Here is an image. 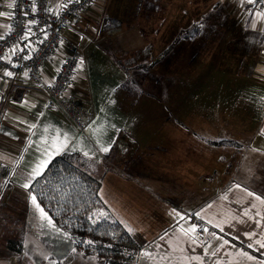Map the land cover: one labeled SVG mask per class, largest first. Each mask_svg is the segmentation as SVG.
<instances>
[{
	"label": "crops",
	"instance_id": "0c3cea01",
	"mask_svg": "<svg viewBox=\"0 0 264 264\" xmlns=\"http://www.w3.org/2000/svg\"><path fill=\"white\" fill-rule=\"evenodd\" d=\"M59 1L51 0V8ZM15 2L0 0V39L13 25ZM148 12L154 15L142 20L152 27L154 57L195 23L199 33L177 40L149 70L133 72L143 92L123 88V70L122 101L112 119L106 120L104 103L91 101L83 133L89 138L65 137L58 155L73 147L90 162L102 179L101 218L139 232L132 233L141 245L137 264H264V8L252 0H156ZM183 15L188 21L175 31L171 19L183 26ZM134 32L140 49L147 32ZM169 38L156 55L155 46ZM71 53L60 46L43 77L51 80ZM6 73L0 67V184L1 174L14 171L26 155L29 166L46 160L42 153L27 154L32 138L26 144L20 135L52 111L26 73ZM75 75L68 94L76 99ZM43 217L28 206L21 255L26 264H105L67 245L55 224L56 232L33 227ZM21 256L5 251L0 264H21L15 260Z\"/></svg>",
	"mask_w": 264,
	"mask_h": 264
},
{
	"label": "rangeland",
	"instance_id": "374dc122",
	"mask_svg": "<svg viewBox=\"0 0 264 264\" xmlns=\"http://www.w3.org/2000/svg\"><path fill=\"white\" fill-rule=\"evenodd\" d=\"M155 3L156 0H103L96 9H93L94 11H89L92 13L88 12L80 19L79 24H74L72 29L67 31V38L64 44H61L62 51L68 53L69 50L72 52L76 50L80 54L81 66L75 75V97H78L76 99L86 107L88 103L92 104L91 101L104 103L107 113V115L105 113L106 120H111V112L119 109L118 103L122 101L119 95L120 83L124 79L123 70L117 67L108 52L117 53L120 50L128 49H133L129 50L133 53L137 51L139 47L134 44L135 30L139 31L141 29L142 33L147 32L148 42H152L154 35L149 34L152 31V27L149 28V25L144 24L142 19L146 16L154 15L152 12H148V6ZM213 14H216L214 10L210 15ZM163 15L164 13H162ZM175 16H179V14ZM175 16L171 19L173 23L171 28L176 31V29L184 27L188 20L183 15L181 18L183 26L177 27L175 25ZM109 19L120 20L122 27L104 30L103 25ZM148 24H151V22ZM169 41L170 38L164 39L163 43L157 44L154 53L158 55L160 51L165 49ZM132 44V47L125 48V45L129 47ZM66 46L69 47L68 50ZM54 111L45 110V117L40 121L39 125L28 127L20 135L21 139L26 141V144L32 138L27 154L31 153L33 154L32 158H35L36 155L42 153L46 155V160L42 157V161L44 160L47 163L38 162L29 166L28 155H26L17 162L14 171L6 175L1 174V179L4 176L5 179L0 184V253L7 251L8 254L7 239L13 235L11 232L13 229L16 228V234L24 231L23 222L28 206L32 207L33 211L37 207L45 216L42 218V224L33 227H37V229L41 227L44 230H48V232H56L53 225H51L55 224L57 226L55 221L41 206L37 198L33 202L32 197L35 195L29 194V187L25 188L24 185H31L37 177L35 171L39 170L42 174L46 170L50 161L55 155H58L59 147L64 143L65 137L69 138L73 134L83 135L85 138L88 136L80 133L64 113L59 110ZM60 130L63 133V138ZM68 151H73V147L69 148ZM42 164L44 166L39 168L38 166ZM99 219V213H95L93 221L96 222ZM130 228L133 231L132 233L136 236L139 235L136 228L133 226H130ZM57 229L61 230L58 226ZM65 243L68 245L69 241L67 240ZM15 260L16 263L20 260L21 264H26L24 255L19 258L15 257Z\"/></svg>",
	"mask_w": 264,
	"mask_h": 264
},
{
	"label": "trees",
	"instance_id": "16d2710c",
	"mask_svg": "<svg viewBox=\"0 0 264 264\" xmlns=\"http://www.w3.org/2000/svg\"><path fill=\"white\" fill-rule=\"evenodd\" d=\"M119 26H122L120 20L109 19L103 29ZM200 27V23H195L180 31L174 43L157 57L153 55V42H148L134 53L121 50L108 52L115 64L127 74L123 88L143 92L133 72L149 70L158 58L168 55L177 40L196 37ZM89 165L90 162L76 152L65 151L56 155L46 170L33 180L28 193L36 196L56 225L65 231L66 242L68 240L83 256L97 257L105 264H137L141 245L121 222L101 216L98 221H93L94 214L99 213L104 204L99 195L102 179L89 169ZM15 229L11 231L13 235L7 239L6 246L8 254L21 256L24 253L23 231L16 234Z\"/></svg>",
	"mask_w": 264,
	"mask_h": 264
},
{
	"label": "built area",
	"instance_id": "2783aa9c",
	"mask_svg": "<svg viewBox=\"0 0 264 264\" xmlns=\"http://www.w3.org/2000/svg\"><path fill=\"white\" fill-rule=\"evenodd\" d=\"M252 1L264 8V0ZM100 2L103 0H60L53 9L51 0H16L13 25L0 39V67L11 73H26L30 83L45 93L47 107L64 113L80 133L87 132L92 114L68 94L81 66L79 52L64 55L51 80L43 77V69L59 50L66 31Z\"/></svg>",
	"mask_w": 264,
	"mask_h": 264
},
{
	"label": "snow or ice",
	"instance_id": "6c2138e0",
	"mask_svg": "<svg viewBox=\"0 0 264 264\" xmlns=\"http://www.w3.org/2000/svg\"><path fill=\"white\" fill-rule=\"evenodd\" d=\"M13 5H9V7H12ZM0 15H4V13H0ZM31 23V22H30ZM6 75H8V76H11L12 75V73L11 72H8V73H6ZM104 152H108L109 151V148H107V147H105V148H103L102 149ZM47 162H44V164H46ZM44 164H42V165H40V166H38L39 168H42L43 166H44ZM35 175H41V172L39 171V170H37V171H35ZM24 187L25 188H28V187H30V185H28V184H25L24 185ZM32 200H33V202H35V200H36V197L35 196H33L32 197Z\"/></svg>",
	"mask_w": 264,
	"mask_h": 264
}]
</instances>
